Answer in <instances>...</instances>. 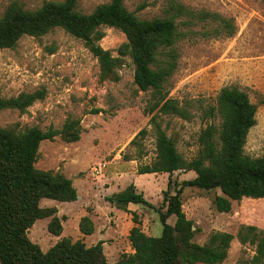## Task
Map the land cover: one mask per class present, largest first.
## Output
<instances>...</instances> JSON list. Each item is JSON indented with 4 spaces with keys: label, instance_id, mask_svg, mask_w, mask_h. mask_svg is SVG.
Here are the masks:
<instances>
[{
    "label": "rangeland",
    "instance_id": "obj_1",
    "mask_svg": "<svg viewBox=\"0 0 264 264\" xmlns=\"http://www.w3.org/2000/svg\"><path fill=\"white\" fill-rule=\"evenodd\" d=\"M13 0H0V16ZM26 9H35L51 0H15ZM109 0H77L76 9L88 13L96 5ZM188 7L208 9L232 17L236 31L231 36L181 40L177 68L169 79V96L181 104H189L190 118L162 115V126L175 143L178 152L189 160L196 155L198 135L208 123L218 118L205 116V109L214 105L219 90L237 85L247 92L256 105L255 124L249 129L244 152L264 156V0H180ZM164 0H124L127 9L140 18L161 15ZM99 44L117 55V47L125 40L123 32L103 26ZM97 59L83 41L56 27L41 36L24 35L15 46L0 48V96L11 97L22 92L43 90L24 112L16 108L0 110V126L16 130L29 126L60 128L68 117L80 118L82 131L76 141L66 142L59 135L44 139L38 148L35 167L60 171L72 179L77 191L74 201L40 199V206L56 207L62 220L61 237L83 239L89 246L103 238L108 261H116L123 253H131L128 230L138 225L148 235L158 236L162 225L154 208L129 203L126 210L118 208L109 197L133 183L154 206L162 203L169 174L143 173L137 168L149 163L155 155L154 137L148 133L141 139L143 153L129 142L147 126L145 107L149 92L138 89L133 80V63L126 56L117 69L118 80L98 79ZM100 108L98 113L91 109ZM125 156L127 158L125 159ZM94 168L96 170H94ZM195 176L192 170L174 171L172 181ZM173 187V185H171ZM172 191V189L170 190ZM218 188L185 187L181 194L182 209L196 228L193 240L204 244L212 231L234 235L226 258L219 264H234L253 254V247L241 244L235 234L241 224L252 221L251 199L232 201L229 212H219L213 198ZM258 203L261 200H254ZM257 216L260 211L256 212ZM82 215L94 218L95 232L84 236L78 222ZM50 217L38 218L28 230L29 238L46 251L58 239L47 229ZM173 224L174 216L167 218ZM264 230V229H263ZM236 238V239H235ZM205 264V263H197Z\"/></svg>",
    "mask_w": 264,
    "mask_h": 264
},
{
    "label": "trees",
    "instance_id": "obj_2",
    "mask_svg": "<svg viewBox=\"0 0 264 264\" xmlns=\"http://www.w3.org/2000/svg\"><path fill=\"white\" fill-rule=\"evenodd\" d=\"M77 0H51L35 9H26L18 1H11L0 16V48L15 46L24 35L41 36L60 27L83 41L97 59L98 79L118 80L117 69L128 56L133 63V80L138 89L150 96L145 107L149 115L147 126L141 128L129 142L142 156L141 139L148 133L154 137L155 155L149 163L140 165L137 172L169 174L167 187L162 190V203L154 206L133 183L112 194L109 199L126 210L129 203L154 208L162 225L158 236L141 230L133 214L128 231L131 253H123L116 261L107 260L103 240L87 246L81 239L61 237L46 251L28 236V230L38 218L50 217L48 231L60 235L64 215L56 214V207H43L42 198L74 201L77 191L72 179L60 171L35 167L39 144L59 135L64 141L80 138V118L68 117L60 128L49 125L45 129L29 126L21 130L0 126V264H219L227 256L231 232L212 231L204 244L193 240L196 228L182 209L181 194L185 187L218 188L212 200L219 212H229L232 200L242 197H264V156H250L244 152L246 136L255 124L256 105L246 91L237 85L222 87L214 105L205 109V116L218 118L208 123L198 135V151L189 160L178 152L174 140L162 126V115H177L188 119L192 115L189 104L169 96V79L177 68L181 40L231 36L236 31L232 17L208 9H195L180 0H164L162 13L140 18L127 9L124 0H109L96 5L90 12L76 9ZM103 26L119 29L125 40L117 47V55L103 48L99 40ZM43 90L22 92L1 97L0 110L16 108L24 112ZM91 109V113L100 112ZM127 156H125V159ZM192 170L195 176L172 181L174 171ZM173 185V187H171ZM172 189V191H170ZM174 216L173 224L167 222ZM78 228L83 235L93 232L88 215L81 216ZM241 244L252 246L253 254L234 264H263L264 230L254 224L239 225L236 234Z\"/></svg>",
    "mask_w": 264,
    "mask_h": 264
},
{
    "label": "crops",
    "instance_id": "obj_3",
    "mask_svg": "<svg viewBox=\"0 0 264 264\" xmlns=\"http://www.w3.org/2000/svg\"><path fill=\"white\" fill-rule=\"evenodd\" d=\"M242 198H246V199H248V198H251V197H242ZM257 200H261V201H264V197H259V198H256ZM256 199H251L252 200V202H250V204H252V207H253V210H254V212H253V217H252V221L250 222V223H248V224H254V225H256L257 227H259V228H262V229H264V203L263 202H260V203H258L257 201H254V200H256ZM232 201H234V200H232ZM231 205H232V202H231ZM258 211H260V214L257 216V214H256V212H258ZM83 216V215H82ZM90 218H91V220H92V222H93V232L92 233H94L95 232V222H94V218L92 217V216H90V215H88ZM81 218V217H80ZM80 218H79V220H80ZM131 227V226H130ZM130 229V228H129ZM129 231V230H128ZM233 234V233H232ZM88 235H90V234H88ZM84 236H86V235H84ZM60 237L59 236H56V239H59ZM84 239V242H85V238H83ZM83 239H82V241H83ZM234 239V238H233ZM233 239L231 240V242L233 241ZM236 239V238H235ZM98 240H103V251H104V254H107V252L105 253V250H104V245H105V241H104V239L103 238H97V241ZM96 241V242H97ZM95 242V243H96ZM230 242V243H231ZM92 245V244H91ZM133 250L131 249V252H132ZM263 264H264V262H263Z\"/></svg>",
    "mask_w": 264,
    "mask_h": 264
},
{
    "label": "built area",
    "instance_id": "obj_4",
    "mask_svg": "<svg viewBox=\"0 0 264 264\" xmlns=\"http://www.w3.org/2000/svg\"><path fill=\"white\" fill-rule=\"evenodd\" d=\"M94 170H96V169L94 168Z\"/></svg>",
    "mask_w": 264,
    "mask_h": 264
}]
</instances>
